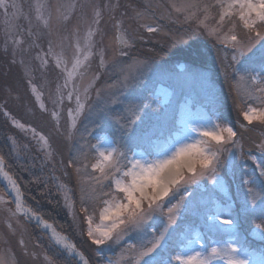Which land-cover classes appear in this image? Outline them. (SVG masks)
<instances>
[{"label": "rangeland", "instance_id": "1", "mask_svg": "<svg viewBox=\"0 0 264 264\" xmlns=\"http://www.w3.org/2000/svg\"><path fill=\"white\" fill-rule=\"evenodd\" d=\"M13 2L17 9H7L9 22H6V10L0 8V52L5 55L0 61L12 65L10 70L14 71L9 76L13 78L12 84L0 90V115L6 123L12 158L45 166L46 175L52 177L59 190L76 239L92 259L94 248L108 252L96 264H130L127 245L138 242L141 235L150 238L153 230L159 233L167 217L165 213H155L145 225V233L131 232L119 243L109 242L97 248L87 237V223L75 199L79 192L81 202V182L88 179L82 166L80 176L75 171L77 161L80 165L83 163L81 153L87 152L91 158L90 146L103 139L131 156L146 149L150 141L162 142L189 123L198 126L203 118H219L217 105L223 100L228 102L230 110L227 125L238 133L241 147L228 146L231 151L222 153L218 184L202 179L190 185L187 192L166 198L165 209L181 195L185 197L176 223L169 229L166 251L161 253L160 259L166 260L168 253L185 237L199 235L206 246L220 239L215 228L225 226L209 219L213 211L220 208L229 209L234 216L236 223L229 231L237 246L247 250L253 264H264V239L261 238L264 233L256 228L264 222V214L259 200L253 207L244 184L245 179L257 180V184L264 182L258 179L256 166L248 159L252 154L264 161V156L256 149V144L264 140V125L254 123L245 129L239 126L238 121L243 122V118L235 106L231 85L235 82L234 68L239 70L241 66L230 67L231 48L217 43L203 27L197 28L195 20L186 22L184 15L172 10L171 0H6L7 4ZM201 2L212 3L213 0ZM71 3H75L76 8L65 21L62 13ZM37 4L44 6L43 16L50 17L47 27L35 19ZM106 4L108 8L104 7ZM96 8L101 10L99 25L92 23ZM13 11L20 13L19 18L12 16ZM208 24L213 26L214 20H209ZM89 26L98 29L93 37L94 54L83 76L76 79L81 89L94 86L89 87L87 99L81 92L80 100L85 106L77 115L76 95L68 99L67 92L71 88L62 87L63 65L57 68L49 48L51 46L53 53H62L70 68L75 51L74 33L82 38ZM148 26L157 31L149 33ZM117 37L130 46L118 43ZM212 45L216 46L214 51L206 49ZM101 50L103 68L98 54ZM216 71L225 76L218 77ZM97 75L99 79H95ZM4 77L7 80V75ZM129 119H136V123L129 124ZM220 119L225 123V119ZM190 135L195 136V133ZM236 156L241 158L236 159ZM70 161L74 162L73 167H69ZM88 172H91L90 167ZM0 196L3 197L0 202V264H55L45 251L52 246L60 249L37 225L34 224L37 229L32 231L28 217L19 213L13 215L16 209L1 186ZM68 200L73 205L71 214ZM99 223L96 213L94 224Z\"/></svg>", "mask_w": 264, "mask_h": 264}, {"label": "snow or ice", "instance_id": "2", "mask_svg": "<svg viewBox=\"0 0 264 264\" xmlns=\"http://www.w3.org/2000/svg\"><path fill=\"white\" fill-rule=\"evenodd\" d=\"M43 7L42 4L36 5L35 19L47 27L50 17L43 16ZM104 7L108 8V5ZM170 7L184 15L186 22L195 20L197 28L203 27L217 43L225 48H231L230 67L241 65L239 70L234 68L235 82L231 85L235 95V106L239 116L243 118V122L238 121L239 126L245 129L254 123L264 125V0H213L212 3H202L201 0H181L177 3L176 0H171ZM0 8L6 10V22H9L7 9L15 10L17 5L15 2L7 4L6 0H0ZM75 8V3L67 6V11L62 13L65 21ZM19 15L18 11L12 13L14 18H19ZM100 18L101 10L96 8L92 23L99 25ZM209 20H214L211 27L208 24ZM97 31L98 29L89 26L82 38L74 33L75 51L70 68L62 53H53L51 46L49 48V54L54 56L57 68L63 65L65 80L62 87L71 88L67 92L68 99L76 95L77 115L82 113L85 106L80 100L81 92L87 99L89 87L94 86L89 85L81 89L76 78L83 76L88 66L87 62L94 54L93 37ZM146 31L152 33L157 29L148 26ZM117 41L123 43L125 47L130 46L119 37ZM98 54L100 66L103 68L105 63L103 51ZM123 54L125 53L121 52V55ZM95 79H99V76L97 75ZM57 91H61L60 86ZM69 117H72L71 110ZM135 123L136 119H129V124ZM16 126L23 127L20 124ZM74 126L73 124L72 127ZM190 133H195V136ZM237 136L234 128L222 122L220 118H203L198 126H191L189 123L184 129L162 142L150 141L146 149L131 156L118 145L98 139L90 146L91 158L87 152H82L83 163L80 165L77 161L75 166L77 176H80L81 166L88 176L87 180L81 182L80 208L87 223L88 239L97 248L109 242L119 243L131 232L145 233V225L155 213L161 212L166 214L167 223L159 233L153 230L150 238L141 235L138 242L127 245L130 264H213L214 261L220 264H253L247 250L237 246L234 242L235 237L229 231L236 223L230 215V210L220 208L215 209L209 216L213 222L218 221L219 225L225 226L215 228L214 223L220 239L206 246L199 235L185 237L168 253L166 260L160 259L161 253L166 251L169 229L175 225L185 197L181 195L179 200L170 203L166 209L164 201L178 193L187 192L190 185L197 184L202 179L218 184L221 155L225 151H231L228 146L241 147ZM256 149L264 156V140L256 144ZM248 159L256 166L258 179L264 180V161L252 154L248 155ZM4 165V158L0 157V178L7 181L10 192L15 193L16 212L13 215L23 213L27 217L31 210L23 207L22 193ZM73 166L74 162L70 161L69 167ZM89 167L91 172H88ZM244 184L253 207L259 200L261 213L264 214V182L257 184V180L245 179ZM2 201L3 197L0 196V202ZM89 203L94 205L91 210ZM67 205L71 214L73 205L70 200L67 201ZM96 213L99 214V224H94ZM44 226L52 231L56 244L70 254L75 253L83 264H87V260L76 251L74 244L57 233L51 225ZM256 228L264 233V222L257 224ZM225 236L228 238L224 239ZM261 238L264 239V236Z\"/></svg>", "mask_w": 264, "mask_h": 264}, {"label": "trees", "instance_id": "3", "mask_svg": "<svg viewBox=\"0 0 264 264\" xmlns=\"http://www.w3.org/2000/svg\"><path fill=\"white\" fill-rule=\"evenodd\" d=\"M215 47L212 45L210 48L206 49H211V51H214ZM4 56L5 55L0 52V60L4 59ZM2 64L3 63L0 61V90L7 88L10 84H12L10 83V80L12 81L13 78H9V76L11 72H14L13 70H10L12 65L7 66V64ZM216 73L218 77L222 75L223 78L225 76V74L222 72L219 73L216 71ZM4 74L5 76L7 75V80L5 79L6 77H4ZM228 77H226V80ZM211 88L214 90L213 93L216 94L217 91L215 88L213 86H211ZM219 94L222 95L221 92H219ZM212 102H214V100ZM220 104L223 106L221 107ZM220 104L217 105L218 117L225 119V123L227 124V122H229L227 114L230 111L227 108L228 102L226 101L225 103L223 100L220 101ZM223 114L226 115L225 118L223 117ZM1 117L2 116L0 115V157L4 158L5 170L9 172L12 178L16 181V184L22 193V200L24 204L32 212L38 214L44 221L51 223L58 232L68 236L73 241L75 247L79 249L85 256L88 264H96L98 260L103 258L102 256L108 255V252L106 253L104 250L95 251L96 248H94L93 251L95 256L92 259L91 254L85 250L80 241L76 239L73 228L71 227V221L67 215V210L63 206L59 190L56 188L52 177L50 175H46L48 172H45L46 169L43 168L45 166L40 167L38 165H31L24 160L21 162L13 160L10 146L7 142V130L5 128L6 123ZM76 180L78 181V179ZM75 189L77 190V188ZM77 194L78 196L75 197L76 203L81 206L80 193L78 192ZM9 203L12 205L11 202ZM93 206L94 205L89 203L90 210ZM28 226L29 228H32V231H35L33 228L37 229L33 223H28ZM45 253L55 264H77L75 259L69 257L68 255L66 256L64 252L54 248V246H52L48 252L45 251Z\"/></svg>", "mask_w": 264, "mask_h": 264}, {"label": "bare ground", "instance_id": "4", "mask_svg": "<svg viewBox=\"0 0 264 264\" xmlns=\"http://www.w3.org/2000/svg\"><path fill=\"white\" fill-rule=\"evenodd\" d=\"M0 183L3 185L5 191H6V189H8V191H6V193H7V194L13 199V201L15 202V193H11V192H10V185L7 183V181H3V179L0 178ZM29 215H31V216L34 217L35 219H38L37 217L33 216L32 214H29ZM232 218L234 219V216H232ZM234 220H235V219H234ZM42 231L45 232V233L49 236V238L52 240V242H53L57 247H59L61 250L65 251L68 255H70V253H69L66 249H64V248H62L60 245L56 244V242H55V240L53 239V236H52V231H51L49 228H47V227H45V226H42ZM46 231H47V232H46ZM78 258H79L80 263L83 264V261L80 259V257H78Z\"/></svg>", "mask_w": 264, "mask_h": 264}, {"label": "water", "instance_id": "5", "mask_svg": "<svg viewBox=\"0 0 264 264\" xmlns=\"http://www.w3.org/2000/svg\"><path fill=\"white\" fill-rule=\"evenodd\" d=\"M21 199H22V197H21ZM12 200H13V199H12ZM13 202H14V201H13ZM14 204H15V202H14ZM20 214L23 215V213H20ZM31 214H32L33 216L37 217L38 219H35V218L32 217L31 215H28L29 219H30L34 224L38 225V226L40 227L41 231H42V226H44L45 224L51 225L50 223L45 222L44 220H42L41 217H40L39 215L34 214V213H32V212H31ZM51 226H52V225H51ZM52 228H53V227H52ZM53 229H54V228H53ZM55 231H56V230H55ZM46 232H47V231H46ZM56 232H57V231H56ZM57 233H58V232H57ZM59 234L62 235V236H64V237H66L67 240H68L69 242H71V241L68 239V237L65 236L64 234H61V233H59ZM48 237H49V236H48ZM71 243H72V242H71ZM72 244H73V243H72ZM75 249H76V248H75ZM76 251L80 253V251H79L78 249H76ZM70 256L73 257V258L76 260V262H77L78 264H81L80 261H79L78 256H76L75 253H71Z\"/></svg>", "mask_w": 264, "mask_h": 264}]
</instances>
